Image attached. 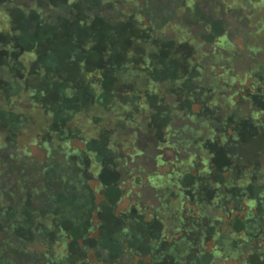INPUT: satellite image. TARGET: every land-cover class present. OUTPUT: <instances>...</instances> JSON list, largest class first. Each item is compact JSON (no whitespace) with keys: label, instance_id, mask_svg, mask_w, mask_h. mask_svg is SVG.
I'll use <instances>...</instances> for the list:
<instances>
[{"label":"trees","instance_id":"trees-1","mask_svg":"<svg viewBox=\"0 0 264 264\" xmlns=\"http://www.w3.org/2000/svg\"><path fill=\"white\" fill-rule=\"evenodd\" d=\"M157 1L124 15V0H93L98 15L62 26L45 3L0 0V264H264V0H162L153 20ZM223 14L246 22L243 50ZM107 21L124 37L110 66L78 44ZM174 116L187 123L173 128ZM138 141L157 151L139 176L126 168ZM125 177L157 204L117 212Z\"/></svg>","mask_w":264,"mask_h":264},{"label":"rangeland","instance_id":"rangeland-1","mask_svg":"<svg viewBox=\"0 0 264 264\" xmlns=\"http://www.w3.org/2000/svg\"><path fill=\"white\" fill-rule=\"evenodd\" d=\"M20 1V0H18ZM93 0H68V4H71L72 6V10H70L69 12L63 11V10H58V9H54L53 6H58L60 4V0H32V3L34 5H32L31 10H37V2H40V4H38V6H42L41 3H45V7H44V17L49 21V23H51L52 21L55 22L54 23H58L59 24V20L60 19L62 22V26H64L65 21H70L69 19H71V13L73 14L75 13H80V14H86V15H91V14H96L99 12H95L94 8H93ZM36 2V3H35ZM124 7H123V14L127 15L128 12V8L131 4H132V0H124ZM166 1H157L154 4H151L150 6V16L152 17L153 20H155L157 17H159V15L161 14V10L163 7H166ZM232 4L235 3V0L231 1ZM127 8V9H126ZM205 11V10H204ZM204 11H201L199 14L200 16H204ZM12 13V11H11ZM111 13V12H110ZM109 14V13H107ZM0 30H6L7 28V18L6 15L4 16L3 14H0ZM223 17V20L227 23V25L230 27L229 28V34L230 36H232L233 39V43L235 45H237L239 50H243L244 49V44H243V36L246 32V22L244 20H233L230 18V15L226 16L225 14L221 15ZM100 17H98V20H102ZM111 19H109L110 21ZM138 22H141V19H138ZM73 21V19H72ZM120 21V20H118ZM116 21V22H118ZM98 22V21H97ZM52 24V23H51ZM60 25V24H59ZM57 29V28H56ZM74 28H72V26L70 27H64L63 29H59L58 28V35L59 37H62L63 33L65 31H73ZM123 29V28H122ZM87 34L85 35V37L78 42L79 45H83L85 48L84 50L88 53L90 52L91 54H94L96 56H100V55H105V63L107 64V66H110L113 62V58H111V54H112V50L114 44L113 41H117L119 42H123L124 41V37L122 35V33H120L122 30L120 28H114L112 27V25H110V22H103V24H98L97 28H88L86 29ZM101 31H104V34H102ZM95 34H97L98 36L96 37ZM100 34H102L100 36ZM113 34V35H112ZM114 34L117 36V38L114 36ZM166 35H172V31H167L165 33ZM48 36V34H47ZM113 36V37H112ZM49 37L47 38V40H49ZM111 40L112 43H111ZM57 42V41H56ZM48 46V45H45ZM44 46V47H45ZM52 46V45H51ZM209 48V45L205 46V49ZM179 52V51H177ZM28 58L33 59L34 55L31 53V51L27 54ZM82 79H84V81L86 83H89L91 85V83L94 81V79H97V73H95V71H89V72H85L82 74L81 76ZM78 82H74L73 84L70 85V88L72 90H75L76 88H79V83ZM92 89L95 87L93 84L91 85ZM124 98L126 96V94L122 95ZM141 98V97H140ZM142 101V98L140 99V102ZM124 110H126V108L124 107ZM173 123H172V127L176 128L179 126H182L183 124L187 123V120L181 117H177L174 116L173 117ZM241 125H243L242 129L243 130V134L245 135H250V130L244 126L243 123L240 122ZM24 136L19 138V141H23L24 140ZM174 140V139H173ZM103 140H100L97 142L95 148L99 149L101 148L103 145ZM72 147H80L81 144L79 142L73 141L71 143ZM137 148L140 151H143L140 156L136 157L135 160H133V163H130L126 166V168H134L135 172H133V175H145L146 173L152 171L153 169H155V164L153 161V157L154 155L157 153V151L155 150V146L151 144V142L149 141L148 144H146L145 142L142 141H138L137 142ZM27 151L31 154V156H33L36 159H42L44 157V151L39 148L37 145H29L27 146ZM99 151V150H97ZM166 154L165 157L167 158L168 156H171L172 152L165 150ZM245 160L247 162L249 161H254V158L251 156H249L248 154L244 156ZM260 163L259 166L261 169H263L264 171V152L263 154L260 156ZM143 169L144 173L138 171V169ZM158 171H163L164 167H158L157 168ZM204 173H206V169L203 170ZM105 174H108L107 172H105ZM131 183H134V186L130 192V194L128 196H123L121 198V200L118 202L117 206H116V211H121V210H125L129 207L130 204L135 203V202H139V204L141 205H147V206H154L157 204L156 198L154 197V191L146 186L145 184V180L140 178L135 179L134 181L132 180V178L130 177H125L124 178V184H122L121 188H122V192L125 194L127 192V190L131 187ZM72 202V201H70ZM63 203V202H62ZM64 203H67V201H65ZM19 208V207H18ZM20 209V208H19ZM103 232V237L108 236L107 230L104 228L102 230ZM106 239V238H105ZM28 251H34V249H28ZM88 260L89 261H95L93 254H89L88 256ZM227 264H231L230 262H228Z\"/></svg>","mask_w":264,"mask_h":264}]
</instances>
